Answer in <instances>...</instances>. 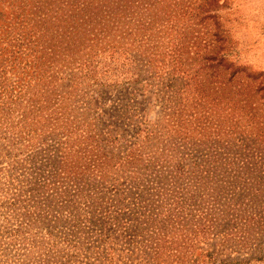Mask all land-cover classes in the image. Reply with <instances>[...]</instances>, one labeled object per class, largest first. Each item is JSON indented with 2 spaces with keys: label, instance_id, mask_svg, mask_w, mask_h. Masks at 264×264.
<instances>
[{
  "label": "rangeland",
  "instance_id": "374dc122",
  "mask_svg": "<svg viewBox=\"0 0 264 264\" xmlns=\"http://www.w3.org/2000/svg\"><path fill=\"white\" fill-rule=\"evenodd\" d=\"M0 11V37L9 30L7 40L0 41V64L9 70L10 63L3 58L20 41L31 40L35 50L6 72L10 84L26 59L31 62L29 73L35 71L29 88L22 91L20 105L0 120V130L10 129L23 143L21 151L0 154V213L11 197L8 163L26 160L28 155L30 163H21L36 171L34 198L43 206L37 210L42 215L32 233L25 234L31 243L20 257L22 264L95 263L96 249L84 250L86 243L97 239L95 234L86 235L77 248L64 242L68 212H81L64 209V169H70L68 161L79 157L77 146L74 150L64 147L75 143L77 135L69 140L66 133L76 120L83 121L86 130L94 129L93 122L101 130L103 124L113 129L108 135L109 149L114 152L124 151L125 144L137 140L135 156L141 159L136 167L124 164L132 176L140 175L145 186L158 176L165 184L160 188L161 199L166 192L173 191V198L182 193L180 186L189 191L187 197L193 195L191 202L209 206L221 204L219 200L238 203L240 214L229 221L221 239H209V235L225 225L227 213H214L202 220L207 226L204 238L194 235L178 253L159 250L158 264H264V169L260 159H264V0H0ZM139 17L151 28L143 27L128 37L126 30L134 29ZM2 46L8 50L1 51ZM216 53L224 59L222 64H217ZM134 59L139 75L130 64ZM147 60L149 72L143 66ZM153 73L174 79L171 101L156 96L160 84L142 88ZM142 99L143 111L139 112ZM31 103L36 118L31 120L32 113L21 119L22 110ZM165 103L176 107L172 117L164 114ZM118 108L121 111L115 112ZM132 127L159 129L155 140L146 141L133 138ZM180 141L207 146L215 141L212 145L223 150L224 164L197 169L190 150L182 148ZM103 169L108 176L114 170L110 164ZM82 201L66 204L79 206ZM120 209L125 207L120 205ZM0 224L11 227L1 215ZM172 236L176 240L179 234H171L168 240ZM15 250L13 240L0 237V264H15ZM176 257L180 259L174 261Z\"/></svg>",
  "mask_w": 264,
  "mask_h": 264
},
{
  "label": "trees",
  "instance_id": "16d2710c",
  "mask_svg": "<svg viewBox=\"0 0 264 264\" xmlns=\"http://www.w3.org/2000/svg\"><path fill=\"white\" fill-rule=\"evenodd\" d=\"M18 8L20 9L19 5ZM125 8L127 11L130 9L127 6ZM21 13V11L17 12V16ZM147 15L149 16V13ZM2 16L3 13L0 11V19ZM137 19L138 23H135V28L126 30L128 37L134 32L137 33L143 27L146 29L151 28L148 27L150 23L144 24V18L139 17ZM118 23L121 27L124 25L122 22ZM8 34L9 30L7 29L3 36L0 37V41L7 40ZM24 40H27V37H24ZM30 42L31 40L20 41L18 44L12 45L9 50L7 46L1 47V51L5 49L9 52L3 58V61L9 62L10 66L8 70L6 68L7 65L0 64V95L3 97V101L0 103V120L3 119V116L5 119L8 114L10 115L11 112H14L15 108L22 102V95L25 94L22 91L25 87L29 88L31 77L35 71L29 73L32 67L28 59L25 60L22 66L20 65L21 67H18L21 72L18 75H14V78H10L12 81H9L11 82L10 84L8 83L6 72L10 71L13 66L15 67L19 59V62H21L24 56L35 52ZM23 44L26 45L23 46ZM26 48L29 49L28 52L25 51ZM112 50L113 54L118 52L114 47ZM1 54L3 53L1 52ZM214 56H217V64L223 63L224 59L222 56H218L217 53ZM136 61L134 59L130 64L134 66V74L139 75L137 71L135 72L136 68H138ZM148 62L147 60L143 63V66H146V72L150 70ZM217 64H215V67H217ZM22 72L25 75H21ZM212 75L217 77L216 74ZM232 76L227 78L225 82L229 83ZM23 78H27L24 83L22 82ZM147 78L142 88H152L160 84L162 88L156 92V96L160 100H172L174 79L162 78L159 74L154 73L149 74ZM25 84L26 86H24ZM8 91L12 95L11 97ZM147 93H149V90ZM166 93L167 95H165ZM143 101L145 99H142L139 109H137L139 112L143 111ZM123 105L121 104V106ZM31 106L32 103L27 110H22L21 119L29 117L32 113L31 120L36 118L37 114ZM175 109L176 107L172 104L166 106L165 103L163 107L164 114L169 117L175 114ZM120 111V108L115 110V112ZM109 114L114 116L113 113ZM82 124L83 121L76 120L73 122V128L68 131L69 133H66L67 137L74 134L77 137L74 144H70V147H64V149L74 150V146H77L75 151L79 157H75L74 161H68L72 166L70 169H64V209H79L81 212H68L70 218L64 233V242L69 248H77L83 244L81 240L86 235L95 234L97 239L86 243L87 246L84 249L85 251L90 248L96 249L97 257L93 260L95 263L91 262V264H158L156 261L158 255L156 254L159 250L161 253L173 249L178 253L181 251L180 247L185 246L184 241L191 240L194 235L197 239L199 235L204 238L205 233L203 231L207 229V226L202 220H205L207 216L209 217L214 213H227L225 215H227L228 221L225 222V225L215 229L216 232L212 236L209 235V239H221L229 221L236 220L240 214V210L237 209L238 203L221 202L219 200L221 204L212 203L209 206L196 203V201L191 202L193 195H191V198L187 197V194H190L189 191H183L185 187L182 188L180 186L178 188L182 189V193L177 194L173 198L171 197L173 191L166 192L164 195L162 194L164 199H161L160 188L164 187L165 184L158 176L148 180L150 185L147 184L145 186L143 185L144 183H141L140 175H135L134 177L132 176V170L127 169L128 167H136L135 162L141 159L135 156L134 146L137 144V140L125 144L126 148L124 151L114 152L113 149H109L112 142H110L111 139H109L108 135L113 129H107L103 124L104 129L101 130V127H98V124L93 122L94 129L88 128L86 130L83 129ZM158 129L132 127L131 136L138 139L144 137L146 141H153L156 138ZM91 130H94V132H91ZM142 131H145L144 135ZM11 133V130L7 128L0 132V154L3 156H6L13 149L21 151V146L23 145L21 138L12 136L13 134ZM67 137L64 138V143H67ZM111 138L114 140L115 137ZM179 143L182 148L190 150L189 156L193 159L192 165L197 169H208L207 167L210 165L212 167L224 164L223 160L225 157L220 152L223 150L213 147L215 141L212 142L213 145L210 144L209 146L202 142L187 143L180 141ZM204 146L206 147L204 148ZM229 146V143H226V147ZM139 154H142V150L139 151ZM64 157H66L65 154ZM29 159L28 155L26 160L16 159L8 163L10 172L7 178L9 179L8 186H11V197L8 205L0 213L4 221L11 225V227H8L6 224H0V237L6 236L7 239L13 240L15 251L18 255V257L13 255L15 264H22L20 257L28 251L31 243L30 238L26 237L25 234L32 233L34 223L42 215L41 211H37L38 208L41 209L42 204H38L34 198L37 193L36 181H34V173L36 171L29 169L31 167L26 165L30 163ZM238 159L244 163L245 157L240 155ZM260 159L262 160V169H264V159L262 157ZM231 160H228V164L232 163ZM22 161H26V164L21 163ZM124 163H129V166L127 167V164ZM109 164L114 170L112 175L108 176L103 168ZM228 168L227 165L226 169ZM174 184L177 186V181H174ZM195 184L199 186L200 183L195 181ZM106 187H108L107 191L105 190ZM194 191L196 190L192 192ZM208 194L211 195L213 192L211 193L210 191ZM236 194L237 192L229 194L227 199L231 201ZM123 195L128 200L126 204L123 203L126 200L122 197ZM194 197H198V194L194 195ZM78 199L83 200L82 205L66 204L67 202H75ZM120 205H123L125 209H120ZM165 208L166 212H164ZM183 231L186 232L185 235ZM171 234H179V236L176 240L174 236L168 240ZM167 242L173 243L168 244ZM103 243L109 244L104 247ZM214 251L216 250L214 249ZM179 259L173 260L178 261Z\"/></svg>",
  "mask_w": 264,
  "mask_h": 264
}]
</instances>
